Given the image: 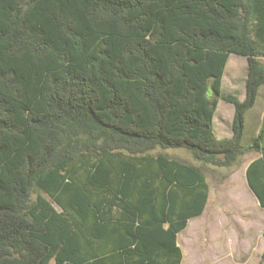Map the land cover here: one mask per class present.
Here are the masks:
<instances>
[{
	"label": "trees",
	"instance_id": "16d2710c",
	"mask_svg": "<svg viewBox=\"0 0 264 264\" xmlns=\"http://www.w3.org/2000/svg\"><path fill=\"white\" fill-rule=\"evenodd\" d=\"M232 53L243 100L221 93ZM260 57L264 0H0V264H181L209 185L158 148L221 168L255 149L245 178L264 207V118L242 143Z\"/></svg>",
	"mask_w": 264,
	"mask_h": 264
},
{
	"label": "rangeland",
	"instance_id": "374dc122",
	"mask_svg": "<svg viewBox=\"0 0 264 264\" xmlns=\"http://www.w3.org/2000/svg\"><path fill=\"white\" fill-rule=\"evenodd\" d=\"M264 63V57H260ZM246 58L230 54L222 77L221 93L245 97ZM234 107L219 97L213 116L218 138L231 136ZM264 118V85L259 87L255 104L245 113L242 143L251 145ZM263 136V135H262ZM264 145V138L262 140ZM170 158L199 166L206 174L209 195L201 216L189 220L178 235L181 264H256L264 252V207L249 189L245 169L260 153L246 151L229 168L211 167L196 161L183 148L156 149Z\"/></svg>",
	"mask_w": 264,
	"mask_h": 264
},
{
	"label": "crops",
	"instance_id": "0c3cea01",
	"mask_svg": "<svg viewBox=\"0 0 264 264\" xmlns=\"http://www.w3.org/2000/svg\"><path fill=\"white\" fill-rule=\"evenodd\" d=\"M206 206V205H205ZM205 209V208H204ZM203 212H204V210H203ZM203 212L200 214V215H198V216H201L202 214H203ZM189 222V221H188ZM188 225V224H187ZM178 235H179V233L177 234V244H178ZM179 245V244H178Z\"/></svg>",
	"mask_w": 264,
	"mask_h": 264
}]
</instances>
